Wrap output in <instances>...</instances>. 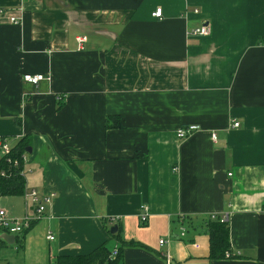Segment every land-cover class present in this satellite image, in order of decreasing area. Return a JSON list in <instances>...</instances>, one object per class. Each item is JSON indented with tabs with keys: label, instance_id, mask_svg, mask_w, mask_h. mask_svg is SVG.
Masks as SVG:
<instances>
[{
	"label": "crops",
	"instance_id": "obj_1",
	"mask_svg": "<svg viewBox=\"0 0 264 264\" xmlns=\"http://www.w3.org/2000/svg\"><path fill=\"white\" fill-rule=\"evenodd\" d=\"M0 9V138L26 137L25 191L54 194L43 219L0 247L23 264L102 243L112 254L116 225L141 243L123 246L117 264H264V0ZM202 24L207 35L188 34ZM115 115L120 126L106 121ZM188 124L198 128L177 138ZM33 215L25 202L22 216ZM222 215L229 256L210 259L204 221Z\"/></svg>",
	"mask_w": 264,
	"mask_h": 264
},
{
	"label": "trees",
	"instance_id": "obj_2",
	"mask_svg": "<svg viewBox=\"0 0 264 264\" xmlns=\"http://www.w3.org/2000/svg\"><path fill=\"white\" fill-rule=\"evenodd\" d=\"M112 119H115V122ZM121 119L122 117L120 115H115L107 118L106 121H112V126H120ZM25 140L26 137L19 139L11 147L10 154L7 156L19 160L28 146ZM22 168L23 165L21 163L19 166H11L7 164L5 156L0 157V169H4L7 173L5 177H0V196L23 195L25 190V179L21 172ZM219 218V216H213L211 218L208 217L204 221L205 230L209 237L208 257L210 259H223L225 253H229L230 242L228 222L227 220L220 221ZM0 233L5 232L0 229ZM112 236H116L120 242V247L116 250V255H112L106 247V244L102 243L88 253L58 255L55 264H117L121 259L123 246L141 245V243L134 239H120L118 237V231L112 234ZM2 243H4V241L0 238V244Z\"/></svg>",
	"mask_w": 264,
	"mask_h": 264
},
{
	"label": "built area",
	"instance_id": "obj_3",
	"mask_svg": "<svg viewBox=\"0 0 264 264\" xmlns=\"http://www.w3.org/2000/svg\"><path fill=\"white\" fill-rule=\"evenodd\" d=\"M197 9L193 8L192 12L197 13ZM0 12H2V9H0ZM152 17L154 18H160L162 16V9L160 7L155 8L152 13ZM12 22L14 21L13 18L10 19ZM209 32L208 26L205 24H202L194 29H191L188 34L193 35V36H205ZM80 42L81 40L78 39ZM43 78L41 74H24L23 79L29 83L35 84L38 81H40ZM233 126H238L237 122L233 123ZM198 127L193 124H188L182 127H179L176 130V137L181 139L186 137L188 134L191 132L195 131ZM212 139H215V136L212 134L211 135ZM11 151V145L8 143L6 138H0V157L5 156V160L7 164L11 166H19L20 163L24 166L26 163V158L25 155L22 154L20 156V159H12L10 158L9 155ZM28 171V170H27ZM21 172L23 173L24 176V169L22 168ZM6 171L4 169H0V177H5L6 176ZM24 200L25 202L29 203L31 207L33 208L34 215L32 217L29 216H22L19 218L12 217L8 215V213L4 210L0 209V229L4 230L5 233H10V234H21L23 233L26 229H29L34 222H38L41 219L44 218V209H45V204L49 203L51 198L53 197V193H48L45 195H39L36 190L34 189H29V190H24ZM142 214L140 215V220L145 221L146 219V213H147V207L143 206L142 207ZM226 216L222 215L220 216L219 220L220 221H226ZM185 233V230L182 228L180 231V236L183 237ZM47 240H52L53 236L51 233H48L46 236ZM159 245H162L164 243L163 239H159L158 241ZM112 255H116V251H113ZM225 256L228 257L229 254L226 252ZM168 263V260H167Z\"/></svg>",
	"mask_w": 264,
	"mask_h": 264
},
{
	"label": "rangeland",
	"instance_id": "obj_4",
	"mask_svg": "<svg viewBox=\"0 0 264 264\" xmlns=\"http://www.w3.org/2000/svg\"><path fill=\"white\" fill-rule=\"evenodd\" d=\"M25 172V181H28V175ZM0 209L8 213L12 217L19 218L24 214L25 202L22 196H0ZM25 251V250H24ZM22 252H16L12 248L0 247V264H23Z\"/></svg>",
	"mask_w": 264,
	"mask_h": 264
},
{
	"label": "water",
	"instance_id": "obj_5",
	"mask_svg": "<svg viewBox=\"0 0 264 264\" xmlns=\"http://www.w3.org/2000/svg\"><path fill=\"white\" fill-rule=\"evenodd\" d=\"M26 151L29 152L30 149L28 147H26ZM116 230H117V226L113 225L109 230L110 234H114L116 232ZM0 238L6 243H13V241H14V236L11 234H7V233H1Z\"/></svg>",
	"mask_w": 264,
	"mask_h": 264
}]
</instances>
